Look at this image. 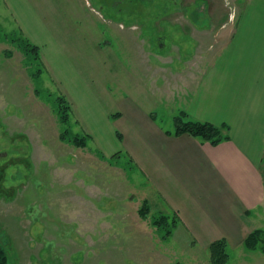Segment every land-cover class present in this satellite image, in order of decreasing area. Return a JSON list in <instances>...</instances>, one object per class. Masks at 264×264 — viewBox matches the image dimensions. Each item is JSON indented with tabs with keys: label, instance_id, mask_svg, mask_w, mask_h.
Returning <instances> with one entry per match:
<instances>
[{
	"label": "rangeland",
	"instance_id": "374dc122",
	"mask_svg": "<svg viewBox=\"0 0 264 264\" xmlns=\"http://www.w3.org/2000/svg\"><path fill=\"white\" fill-rule=\"evenodd\" d=\"M14 2L37 11L63 47L87 55L98 48L93 64H50L13 1L0 0V243L8 264H211L209 249L198 247L174 214L149 205L134 162L111 153L118 149L113 129L122 140L113 118L122 114L127 77L133 101L153 104L158 123L173 130L175 107L165 90L190 76L173 75L170 59L163 65L157 55L173 58L175 45H184L185 58L193 27L212 32L197 31L200 42L218 41L227 29L232 35L248 0ZM26 39L39 54L23 47ZM261 247L228 248L227 264H264Z\"/></svg>",
	"mask_w": 264,
	"mask_h": 264
},
{
	"label": "crops",
	"instance_id": "0c3cea01",
	"mask_svg": "<svg viewBox=\"0 0 264 264\" xmlns=\"http://www.w3.org/2000/svg\"><path fill=\"white\" fill-rule=\"evenodd\" d=\"M12 1L27 37L43 46L48 63L79 64L86 58L93 64L97 45L89 48L90 55L82 48L63 47L59 34L51 26L46 28L37 11ZM258 3L264 8V0H248L232 35L227 36L231 31L225 27L220 40L200 42L197 31L204 36L212 32L193 27L195 42L185 58L184 45H175L173 58L157 55L163 65L170 59L173 75L190 76L187 83L166 87L175 107L173 118L185 112L193 121L227 125L229 141L212 146L188 134L176 136L174 121V129L166 130L158 123L153 104L133 101L137 96L127 77L122 91L118 88L125 103L117 109L121 116L113 120L121 128L122 140L113 129L118 149L111 153L121 152L134 162L146 180L149 205L174 214L184 233L204 250L222 239L228 248H242L253 231L264 228V10L258 9ZM81 87L83 93L87 91ZM0 235H5L2 228Z\"/></svg>",
	"mask_w": 264,
	"mask_h": 264
},
{
	"label": "trees",
	"instance_id": "16d2710c",
	"mask_svg": "<svg viewBox=\"0 0 264 264\" xmlns=\"http://www.w3.org/2000/svg\"><path fill=\"white\" fill-rule=\"evenodd\" d=\"M21 43L23 47H26L25 49H28L35 54H39L40 48L35 44L30 43L29 40L26 39ZM39 76H41V73ZM174 122L176 126V136L188 134L194 138L201 139L203 142L210 143L212 146H218L219 144L230 140V128L227 125L215 126L208 122L193 121L189 119V116L185 112L176 116ZM84 144V141L81 142V145ZM261 244V248L264 251V229H257L253 231L243 243L247 250L258 249ZM209 251L211 253V264L228 263L230 255L228 253V242L225 239L213 242L209 247ZM0 264H8V252L6 251L5 246L1 243Z\"/></svg>",
	"mask_w": 264,
	"mask_h": 264
}]
</instances>
